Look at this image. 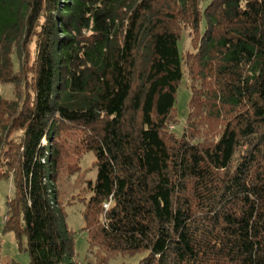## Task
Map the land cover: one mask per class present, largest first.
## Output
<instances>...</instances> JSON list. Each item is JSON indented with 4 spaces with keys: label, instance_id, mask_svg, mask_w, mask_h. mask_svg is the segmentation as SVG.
<instances>
[{
    "label": "trees",
    "instance_id": "obj_1",
    "mask_svg": "<svg viewBox=\"0 0 264 264\" xmlns=\"http://www.w3.org/2000/svg\"><path fill=\"white\" fill-rule=\"evenodd\" d=\"M202 2L0 0V85L14 89L0 95V178L15 187L5 230L30 264H81L63 174L90 195L97 264H264V0ZM184 67L193 111L179 137ZM206 106L220 127L198 141Z\"/></svg>",
    "mask_w": 264,
    "mask_h": 264
},
{
    "label": "rangeland",
    "instance_id": "obj_2",
    "mask_svg": "<svg viewBox=\"0 0 264 264\" xmlns=\"http://www.w3.org/2000/svg\"><path fill=\"white\" fill-rule=\"evenodd\" d=\"M211 2V0H203L202 10ZM205 25H203V28ZM181 55L185 57L187 53H195L191 45V39L187 32L184 33L183 39L179 44ZM184 78L179 86L177 100L175 104V117L177 123L173 124L175 129L172 131L177 136H182L186 132L187 126L191 123L188 121V115L193 109L190 107L192 99V79L186 69ZM198 85V84H197ZM0 95L6 100H14V89L12 85H0ZM204 114L208 116L204 121H196L191 127L197 129V140L214 139L220 124L216 122L217 113L206 106ZM216 122V123H215ZM70 131H63L62 137L68 141L76 134H70ZM74 135V136H73ZM72 136V137H71ZM96 157L94 153H87L81 160L80 166L82 173L85 174L87 180H95L97 169L94 167ZM3 170V168H1ZM59 197L65 205L67 212V225L69 229L76 233L75 237V260L81 264H97V249H90L88 243L87 232L84 231L85 205L80 199L88 200L90 195L84 193L85 184L78 180V176L69 177L63 174L57 184ZM15 187L11 179L0 178V264H30L29 254L20 249L19 241L14 232L6 231V220L8 214L7 201L14 198ZM23 247H26V239H23ZM147 256L146 253H139L134 256L118 255L107 264H139V262Z\"/></svg>",
    "mask_w": 264,
    "mask_h": 264
},
{
    "label": "built area",
    "instance_id": "obj_3",
    "mask_svg": "<svg viewBox=\"0 0 264 264\" xmlns=\"http://www.w3.org/2000/svg\"><path fill=\"white\" fill-rule=\"evenodd\" d=\"M174 129H175V126H171V127H170V130H171V131H173ZM109 207H110L109 204H105V205H104V208H105L106 210H108ZM7 220H8V218H7ZM7 220H6V221H7Z\"/></svg>",
    "mask_w": 264,
    "mask_h": 264
},
{
    "label": "clouds",
    "instance_id": "obj_4",
    "mask_svg": "<svg viewBox=\"0 0 264 264\" xmlns=\"http://www.w3.org/2000/svg\"><path fill=\"white\" fill-rule=\"evenodd\" d=\"M242 6H243V4H242Z\"/></svg>",
    "mask_w": 264,
    "mask_h": 264
}]
</instances>
